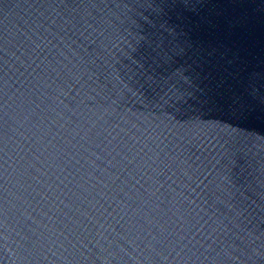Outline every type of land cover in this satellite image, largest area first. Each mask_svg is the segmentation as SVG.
Wrapping results in <instances>:
<instances>
[{
    "label": "water",
    "instance_id": "obj_1",
    "mask_svg": "<svg viewBox=\"0 0 264 264\" xmlns=\"http://www.w3.org/2000/svg\"><path fill=\"white\" fill-rule=\"evenodd\" d=\"M0 264H264V0H0Z\"/></svg>",
    "mask_w": 264,
    "mask_h": 264
}]
</instances>
